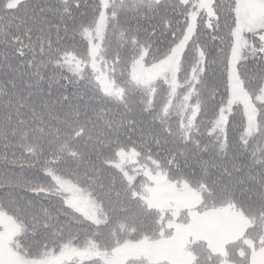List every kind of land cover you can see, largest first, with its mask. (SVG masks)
I'll use <instances>...</instances> for the list:
<instances>
[{"label":"trees","instance_id":"trees-1","mask_svg":"<svg viewBox=\"0 0 264 264\" xmlns=\"http://www.w3.org/2000/svg\"><path fill=\"white\" fill-rule=\"evenodd\" d=\"M7 1L0 0V209L19 222L26 215L38 219L36 216L44 212L78 214L54 189L49 175L52 172L79 183L95 199L99 185L112 193L123 188L143 211L151 209L134 191L131 193L117 168L101 164L106 160L107 147L123 139L124 143L128 141L135 147L139 158L155 156L164 174L166 171L170 177L182 179L190 186L203 185L202 195L208 206L228 202L239 209L248 220L243 226L247 235L254 229L261 231L259 224H264V121L258 119L255 130L243 133L244 118L240 108L235 106L234 111L227 114L224 133L220 136L212 129L213 115L227 96L225 74L234 25L233 0H210L211 14L207 16L203 10H198L195 15L194 29L188 39L200 48L202 72L194 86L198 117L195 116L187 133L175 131L171 125L173 114L178 118V112L166 108H161L160 114L140 107L124 111L119 107L110 109L101 103L102 91L96 82L94 87L88 81V70L74 75L52 64L51 60L62 53L52 47L53 43L61 40V48L71 51L76 32L67 30L66 25L90 20L96 12L97 0H89V15L80 19V0L65 3L17 0L14 4ZM141 2L142 6L129 10L140 22L137 31L151 35L155 55L159 57L181 35L193 0ZM123 10L126 9H118L112 23L121 21ZM120 25L121 29L130 27L126 23ZM247 39L260 47V40L253 33ZM101 45L105 49V45ZM142 45L139 52L143 50L144 56L148 44L144 41ZM149 54L152 57V50ZM243 55L248 56V51ZM42 56L46 57V63L41 62ZM183 63L188 66L191 58H183ZM245 66V82L256 92L258 86L251 85L248 78L251 74L258 83L264 84V55L240 60L242 80ZM82 112L95 115L88 117V127L71 123ZM101 114L105 116L98 118ZM123 114L134 123V129L122 130L126 122ZM201 114L208 115L199 116ZM259 116L264 118V112H259ZM104 127L112 130L102 131ZM30 147L40 148L44 164L35 167L30 179L29 175L28 179H23L28 171L23 169L24 159H28ZM79 169L85 185L73 177L74 170ZM137 176L138 173L134 175L136 182ZM21 195L24 196L21 198ZM119 209L113 206V209H104V213ZM152 213L150 228L158 229L156 212ZM73 222L81 221L70 220L71 225L65 231L52 232L62 235L48 243L78 236L75 233L78 224ZM144 233L138 231V234ZM42 235L40 230L25 232L19 238L20 245H25L26 252L32 251L41 243L40 239L34 243V238ZM81 236L99 241V246L105 241L88 228L81 230ZM130 236L131 232L127 234ZM237 237L225 243L224 257L244 263L247 260L244 245L249 241L238 242Z\"/></svg>","mask_w":264,"mask_h":264},{"label":"rangeland","instance_id":"rangeland-1","mask_svg":"<svg viewBox=\"0 0 264 264\" xmlns=\"http://www.w3.org/2000/svg\"><path fill=\"white\" fill-rule=\"evenodd\" d=\"M16 1L7 2L14 4ZM55 1L65 3L67 0ZM97 3L96 12L90 20L66 25L67 30L76 32L75 40L71 51L61 48V40L53 43L52 47L62 53L51 60L52 64L74 75L88 70V81L94 87L96 82L102 91L101 103L110 109L119 107L124 111L140 107L160 114V109L166 108L178 112V118L173 114L171 125L175 131L187 133L198 117L199 105L194 86L202 72L200 48L188 38L194 29L197 11L203 10L207 16L211 14L210 0H193L181 35L159 57L155 55L151 35L137 31L140 22L129 10L142 6L141 0H97ZM121 7L126 9L122 11L121 21L112 23ZM88 8L89 0H80L79 19L89 15ZM257 15H264V0H235L234 25L231 27L233 40L225 74L227 96L212 118V129L220 136L224 133L227 114L230 110L234 111L235 106L240 108L244 118L243 133L255 130L258 119L264 121L259 116V112H264V84L258 83L250 74L248 82L258 86L257 91L252 92L245 82L246 66L242 69L244 80L236 71V60L242 45L241 32L247 26L246 21ZM122 23L130 27L121 29ZM250 34L243 32L246 38ZM144 41L148 45L146 54L142 56L143 50L139 52V48ZM101 43L105 49H102ZM151 50L152 57L149 54ZM183 58H191V63L187 66ZM40 60L47 62L44 56ZM193 64L195 66L190 67ZM202 115L208 114L199 116ZM93 116L90 112H82L71 123L88 127V117ZM104 116L101 114L98 118ZM123 117L126 122L122 130L134 129V123L124 114ZM101 130L112 129L104 127ZM125 142L119 139L108 146L106 160L101 164L106 168H112V165L117 168L131 193L134 191V195H138L151 209L143 211L128 190L125 192L123 188L112 193L104 185H99L95 199L79 183L52 172L49 175L54 189L60 193L63 202L84 219L78 214L44 212L36 216L38 219L26 215L19 222L0 209V264H264V224H259L261 231L254 229L250 236L247 235L243 226L248 224V220L239 209L228 202L208 206L202 195L203 185L190 186L182 179L170 177L165 170L164 174L155 156L139 158L135 147ZM24 161L23 169L28 171L21 178L28 179L29 175L30 179L35 167L44 164L40 148H28V159ZM94 168L99 169L95 165ZM136 173L137 182L134 181ZM73 177L85 185L81 169L74 170ZM113 206L120 209L104 213V209H113ZM152 211L156 212L158 229L150 228ZM73 219L81 221L73 222L78 224L75 230L78 236L48 243L50 239L62 235L52 232L65 231ZM84 228L100 234L105 239L101 241L104 244L99 246V241L81 236ZM33 230L43 233L33 240L35 243L40 239L41 243L26 252L19 238ZM140 230L145 232L144 235L138 234ZM129 232L131 236L127 237ZM235 237L238 242L249 241L244 245L247 250L244 263L228 258L207 259L224 254L225 243ZM198 257L203 258L193 262Z\"/></svg>","mask_w":264,"mask_h":264},{"label":"snow or ice","instance_id":"snow-or-ice-1","mask_svg":"<svg viewBox=\"0 0 264 264\" xmlns=\"http://www.w3.org/2000/svg\"><path fill=\"white\" fill-rule=\"evenodd\" d=\"M235 0H233V4ZM187 22V20H186ZM246 27L241 32L242 37V45L239 49L240 55L237 59V75H239V62L240 60H246L249 58H254L257 55H264V15H257L255 17H251L246 21ZM218 30V29H217ZM247 31L253 33L260 40V47L257 48L255 43L247 40L246 37L243 36V32ZM247 50L248 56H244L243 52Z\"/></svg>","mask_w":264,"mask_h":264}]
</instances>
